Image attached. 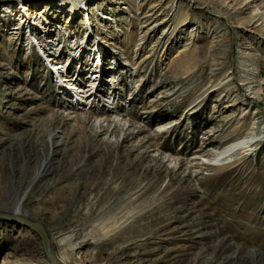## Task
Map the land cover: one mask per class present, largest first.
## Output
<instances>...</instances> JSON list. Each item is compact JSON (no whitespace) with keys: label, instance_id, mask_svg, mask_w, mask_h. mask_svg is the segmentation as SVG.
Instances as JSON below:
<instances>
[{"label":"rangeland","instance_id":"obj_1","mask_svg":"<svg viewBox=\"0 0 264 264\" xmlns=\"http://www.w3.org/2000/svg\"><path fill=\"white\" fill-rule=\"evenodd\" d=\"M101 1L102 10L110 8L111 0ZM115 1H123L119 23L108 30L81 6L83 13L62 14L68 0H0V18L12 6L44 15L30 28L19 25L20 13L0 22V62L16 68L6 86L0 80V213L40 224L55 258L59 246L52 233L61 227L78 230L101 249L102 258L124 248L123 264H264V138L257 135L261 145L252 156L221 163L193 156L244 137L256 114L264 129L259 24L249 27V13L229 11L222 0H188L177 6L174 41L152 53L140 41L136 21L148 0ZM257 4L264 11V0ZM81 14L90 18L88 35ZM60 63L66 69L58 73L81 89L78 106L49 74ZM119 64L136 68L137 77L124 80ZM221 68L242 91L231 107L211 79ZM90 82L95 89L87 93ZM24 84L37 96L19 94ZM91 93L97 96L92 105ZM52 112L69 120L65 133L79 132L51 158L55 178L29 192L39 165L50 160ZM133 122L137 128L130 127ZM157 127L167 134L159 151L138 133ZM110 230L115 239L107 244L102 239ZM75 260L105 264L96 263L86 247ZM42 263L54 264L37 235L0 220V264Z\"/></svg>","mask_w":264,"mask_h":264},{"label":"bare ground","instance_id":"obj_2","mask_svg":"<svg viewBox=\"0 0 264 264\" xmlns=\"http://www.w3.org/2000/svg\"><path fill=\"white\" fill-rule=\"evenodd\" d=\"M10 1H13V0H10ZM78 1L80 4L77 3ZM78 1L68 0V2H71L69 4L68 12H66L65 9H60L62 10V14L64 15L68 14V18L70 15L74 16L75 14L81 12L80 9H78L79 6H81L84 9H87V11H90L91 16L96 15V17L99 18L100 25L103 27H105L106 25V27H108L107 28L108 30H113L118 27L119 21H117V16L119 15V12H118L119 7L123 3V1L117 2L115 0H111L110 8L109 9L105 8L106 9L105 11L102 10L103 2L101 0H78ZM258 1L259 0H222L219 2V4L221 7H226L229 11L238 12L239 14L248 12L250 15V18H249L250 20H248L249 23L247 22L248 26L252 27L255 24H259V31L262 32V34L264 35V11H262L260 7L258 6L257 4ZM183 3L190 4L191 2L188 0H148L146 2H143V4L140 6L141 18L139 17V19H136V21H138L141 27L140 33H139L140 41L143 42L144 44L151 45L150 52L153 53L155 51H158L159 49L165 50L167 43L169 42L170 44L174 41L176 30L173 24V19L177 18L175 17V15L178 13L177 6L182 5ZM6 4H8V2H6ZM237 6L240 7L238 11H236ZM19 8L21 9L20 6L19 7L16 6V8L13 6L7 8L8 9V12L6 11L7 15H4V16L2 15V17L0 18V22L1 23L3 22V24L5 22H8V23L11 22V19L14 16L13 15L14 13L16 15L20 13L19 15H21L22 17L19 18V25L24 24L26 28H30L32 25H36L37 23L41 22L42 19H44V15L41 12V10L36 12L35 11L36 8L35 9L32 8V12L26 9H23V12H21ZM55 9L59 10V8L57 7H55ZM162 14H164L163 19H159ZM81 15H82V29L84 30V34L88 35V33L92 30V27L90 24L91 22L90 18L88 17V15H84V14H81ZM6 16H9V17H6ZM157 30H159L160 32L159 34L156 35ZM97 41L98 40L95 39V42ZM98 43H101V47L103 46L105 47L104 42L98 41ZM94 45L95 43H93V46ZM188 45L189 43L186 42L181 52H184L187 49ZM99 47H100V44H97V49ZM121 55L123 56L124 54H121ZM56 59L54 57V59L52 60L55 61ZM100 64H101V61H100ZM65 66L66 65H63L61 63L60 65H55L53 66L54 69H52V71H56V72L54 73L50 72L49 74L51 75L53 74L55 76L54 78L57 83L56 85L59 87L62 93H64L67 97L69 96V98H73L74 105L78 106L79 97H77V93H79L81 89L77 88L76 87L77 85L75 83H70L72 81V78L67 77V75L64 77L63 74L61 75V73H58L61 69H66ZM121 66H122V69L120 70V73L123 76L124 80H133L137 77L136 68L129 70L125 67L126 64H122ZM50 67L52 68L51 65ZM15 70H16L15 66L11 65L10 63L0 62V80H2L4 86H6L7 84L8 76L15 73L14 72ZM217 71H218L217 73L212 75L211 79H213V83H216L215 88L217 89L222 99L224 101L226 100V102H229L230 104H227V106L229 105L231 107L232 104H234L236 100H238L241 97L240 95L242 91L237 85H235L233 76L223 71L222 68L220 70L218 69ZM75 82H77V77L75 79ZM93 83L94 82H90V86L88 88L90 90L86 91L87 93H89L90 91L93 92V90L95 89ZM26 85L27 84L18 86L17 88L18 93L25 95V96H37V93L29 89L30 86L28 85L26 86ZM66 85L69 86L68 89L66 88L68 91H66L64 88ZM76 89L77 91L74 92ZM71 90L74 93H71ZM88 97L90 98L89 100L91 101L90 102L91 105L94 104L93 101L94 102L96 101L97 96L96 95L93 96V94L91 93ZM155 103H158V102H155ZM152 106H154V104ZM14 107H16L15 109L22 108L20 107L19 104H14ZM68 121L69 120L65 119L64 116L59 115L57 113L52 112L50 114L49 126L51 128V134L48 136V148H47V151H48L47 155L50 160L47 162L48 159H45L39 165L38 169L36 170V174L34 178L31 180V183L27 187V190L30 189L29 192H31L33 188H37L44 180L54 177L52 176L53 173L50 170V167L48 166L51 161V158L53 157V155L59 154L60 150L63 149L67 145V142L70 140V138L75 137V135L79 132L78 131L76 134L73 131L70 132V134L65 133V127L67 126ZM85 121L83 120V122ZM97 121L99 120H98V117L96 116L94 118L93 123ZM250 121H251L250 133L246 134L244 137L240 139H236L234 142L228 145L218 147V149L216 150L211 149L210 151H206V152H203V150L196 151L195 154L193 155L195 156L194 159L198 158V159H204L205 160L204 162L214 161L215 163H221V162H224L225 160L238 157L240 155L246 156V157L248 155L252 156L255 150L257 149V147L261 145V140L260 139L258 140L257 135L262 136L261 138L263 139L264 129H261L262 121H261V118L258 117V114L252 117ZM124 123L126 124L127 121H124ZM136 125L137 124L134 122L130 123L131 128H137ZM138 133L143 135L142 140L145 141V144H147L150 147L156 148V151H159V142H161L167 135L163 127H157L153 133H148L145 129L141 130ZM0 144H2L1 138H0ZM209 158H211L212 160H209ZM149 170H150L149 167L145 169V171H149ZM53 187H55V185ZM25 196H27V194ZM23 213L24 212L18 213V214L21 215ZM114 235H115V231L110 230L106 232L102 240H105L107 244L112 243L115 239ZM52 239L56 242L57 246H59L57 253L55 252V256L57 258L56 260L58 261L59 264H77L75 260L76 252L77 251L81 252L82 249L85 247L93 249L94 261L96 263L104 262L105 264H123V262L127 260V255L124 252V248H121L117 252H114L107 259L102 258L101 249H98L95 243H88L86 239L83 238V236H81L79 231L76 229L68 228L64 231V230H61V227L60 228L58 227L57 229L54 230V233H52ZM47 241H48V238H47ZM48 247L49 246L47 242V249ZM42 264H45V263H42Z\"/></svg>","mask_w":264,"mask_h":264},{"label":"water","instance_id":"obj_3","mask_svg":"<svg viewBox=\"0 0 264 264\" xmlns=\"http://www.w3.org/2000/svg\"><path fill=\"white\" fill-rule=\"evenodd\" d=\"M0 220L7 221L10 223H16L18 225L23 226L24 228H27L30 232L36 234L41 242L42 250L48 257V259L54 264H59L53 254L47 249V236L43 227L40 224L29 221L19 215H6L2 213H0Z\"/></svg>","mask_w":264,"mask_h":264}]
</instances>
